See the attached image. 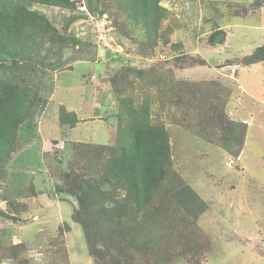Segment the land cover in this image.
Returning <instances> with one entry per match:
<instances>
[{"label": "rangeland", "instance_id": "rangeland-1", "mask_svg": "<svg viewBox=\"0 0 264 264\" xmlns=\"http://www.w3.org/2000/svg\"><path fill=\"white\" fill-rule=\"evenodd\" d=\"M83 1L91 12L88 0ZM202 1L163 3L174 18L163 23L162 39L152 48L147 45L148 30L145 26L134 28L120 0H90L95 9L111 14L117 22L123 47L112 51H120L118 57L107 53L104 45L98 46L90 17L65 31L63 25L71 11L27 3L28 9L44 14L69 41L58 44L45 38V46L31 62L41 66L46 62L49 68L43 71L38 67L29 73L17 70L15 74L35 103L32 116L19 131L12 162L0 168V208L17 219L0 216L4 244L0 246V264L16 263L8 249L11 245L24 246L25 252L17 257L22 264L104 263L94 253L103 250V244L96 238L91 250L83 216L79 215L82 210L64 177L85 176L91 170L86 154L73 150L72 144L104 143L97 132L102 128L116 131L118 115L113 116V112L126 98L137 99L136 106L143 98L149 99L151 124L164 125L168 131L172 165L165 186L174 189L181 181L207 205L198 219L185 222L187 229L178 226L184 220L179 223L180 216L174 210H168L167 215L172 218L174 214L175 219L159 226L136 221L139 243L146 238L155 247H170L175 260L172 264H264V61L240 70L245 68V58L264 45V0H211L212 8L228 15L229 21H219V28L206 23L215 13L204 9ZM3 2L0 8L4 10L20 3ZM229 23L238 26L228 41L225 30ZM238 27L243 32L233 36ZM166 42L169 46L182 44L183 52L169 50ZM219 55L220 60L212 64ZM203 57L213 68L204 66L203 61H207ZM77 62L83 65L77 68ZM225 64L240 66L231 69L237 70L235 78L222 71ZM73 70L76 72L71 74ZM140 70L145 72L143 76L138 75ZM217 70L221 75L214 77ZM76 74L80 81L75 86ZM179 96L184 99L180 101ZM63 107L78 115L81 122L75 128L60 125ZM221 112L231 122L247 124L245 143L237 158L222 147L220 125H208L209 118L220 121ZM57 155H61L59 161ZM163 212L166 214L165 209ZM167 239L173 240L170 245ZM174 239L185 241L179 244L181 240L177 243ZM110 250L109 254L119 256L121 262L128 258L130 263L154 264L157 257L152 251L147 256L135 251L131 256L132 250L124 246L116 252L112 247Z\"/></svg>", "mask_w": 264, "mask_h": 264}, {"label": "trees", "instance_id": "trees-1", "mask_svg": "<svg viewBox=\"0 0 264 264\" xmlns=\"http://www.w3.org/2000/svg\"><path fill=\"white\" fill-rule=\"evenodd\" d=\"M3 1L0 0L2 3L0 6L4 4ZM18 1L20 3L12 6L13 8L9 7L5 10L0 8V168L12 162L11 155L18 141L19 131L23 123L32 116L30 112L35 103L33 95H28L27 87L17 82L15 75L17 70L28 73L31 69V71H37L39 68L43 71L47 70L49 67L46 62L44 66H41L39 62L34 65L31 62L40 52L39 48L45 46V38H50L58 44L69 41V37L59 34L44 14L28 9L27 3L71 11L72 14L63 25L65 31L78 20L88 18V15L77 14L78 3L82 0ZM89 1L87 2L91 12L97 16L106 13L95 9ZM163 1L165 0H120L119 2L136 30L144 26L148 30L147 45L152 48L159 45V40L162 39L160 33H162L163 23L174 18L171 11L162 5ZM210 2L212 1H202L204 9L207 8L215 13L214 17L206 23L219 28L218 22L222 19L229 21L228 15L223 14L219 8H212ZM109 17L117 32L118 43L123 45L117 30V22L111 14ZM169 25L172 26V24ZM145 28L144 35L147 33ZM39 40L42 41L38 43ZM166 43L169 50L180 54L183 52L182 44L176 43L169 46L168 42ZM263 61L264 45L256 48L250 56L245 58L244 64L252 66ZM203 62L206 65L205 61ZM144 74V71L138 72L139 76ZM183 99L179 96L180 101ZM134 101L126 98L117 108V112H113V116L118 115L116 131L111 133V131L107 132L106 128H102L97 132V136L104 139V143L78 141L72 144L73 150L85 153L89 164L93 166L85 176L81 173L73 174V176L67 174L64 178L67 186L70 187L69 193L76 197L83 212L79 211V215L83 216L81 222L86 230L91 250H94L92 241L96 238L103 244V250L94 252L97 253L96 256H101L105 260L100 264H136L130 263L128 258H126L127 261L121 262L119 256L109 254L110 247L116 252L120 246L132 250L131 256L135 251L146 256L152 251L157 255L154 264H172L175 260L170 247L163 249L155 247L146 238L139 243L140 230L135 222L149 221L159 226L169 221L170 217L167 214L170 210H174L180 216L179 223L184 220L178 226L187 229L185 222L189 219H198L207 205L191 186L181 181L174 189L165 186L168 183L167 175L172 165L170 136L164 125L151 124L149 99L143 98L139 106H136ZM217 108L219 109V106ZM97 111L101 113L100 110ZM207 114L209 116V112ZM80 122L74 111L69 112L63 107L60 125L75 128ZM208 122L209 126L212 125L211 122L217 125L216 128L220 125L222 147L234 157H239L247 135V124L231 122L224 113L220 121L216 122L215 119L209 118ZM107 134H109L108 139ZM60 153L55 151V154ZM60 156L57 155L56 160L59 161ZM98 164H101L99 170H97ZM106 186H109V189H105ZM99 203H102V207H96ZM107 203H113L114 206L106 207ZM164 209L166 214L163 212ZM0 216L3 219L17 221L15 217L2 212L1 208ZM171 216V220L175 219L174 214ZM182 234V231H179L180 238ZM1 237L0 231V246L4 245ZM174 240L178 243L181 239ZM171 241L173 240L167 239L165 242L170 245ZM183 241L185 240H181L179 244ZM188 243L191 244L190 241ZM175 246L179 248V245ZM8 249L16 260L15 264H22V260L17 257L18 253L25 252L24 246L11 245Z\"/></svg>", "mask_w": 264, "mask_h": 264}, {"label": "built area", "instance_id": "built-area-1", "mask_svg": "<svg viewBox=\"0 0 264 264\" xmlns=\"http://www.w3.org/2000/svg\"><path fill=\"white\" fill-rule=\"evenodd\" d=\"M78 11L81 14L88 15V18L93 19L92 21V31L95 33V40L99 47L103 46V49L112 54H119V52H113L112 50L121 45L117 43L116 38L114 37L115 28L110 17L107 14L102 16H97L96 14H91L87 10V4L85 1L78 3ZM97 46V47H98ZM121 53V52H120Z\"/></svg>", "mask_w": 264, "mask_h": 264}, {"label": "crops", "instance_id": "crops-1", "mask_svg": "<svg viewBox=\"0 0 264 264\" xmlns=\"http://www.w3.org/2000/svg\"><path fill=\"white\" fill-rule=\"evenodd\" d=\"M163 3H167V4H169V0H165V1H163ZM163 3H162V5H163ZM236 26H238V24H236V23H234V24H231V23H229L228 25H227V29L225 30V32H226V35H227V38L226 39H228V41H229V39H232V30L236 27ZM228 28H230V30L228 29ZM238 28H240L238 31H237V33H234L233 34V36H236V35H239V34H241L242 32H243V30H242V28L241 27H238ZM251 28H254V30L256 31L257 29V27H251ZM250 28V29H251ZM230 32V34L228 35L227 33H229ZM238 45V44H237ZM230 46H233L232 44L230 45ZM240 46H242L241 45V43H240ZM230 49H232V47H230ZM233 50H235V51H240V50H236V48H234ZM225 52L222 54V57H224L225 58V54H226V49L224 50ZM241 52H244V50H241ZM251 54V53H250ZM250 54H247V55H250ZM242 55L244 56V54L242 53ZM221 55H219V56H215L214 58H213V62H211L212 64H216L219 60H220V57ZM203 59L204 60H206L207 61V66L206 65H204V66H206V67H211L212 65L209 63V61L207 60V59H205L204 57H203ZM86 63H88V62H86ZM258 64V63H257ZM83 65V62H77V68L79 67V66H82ZM234 66V65H233ZM255 66V64L254 65H252V66H245V68H243V67H240L239 65H235V67H232V66H228V65H223V67H221L223 70V72H225V73H229V75H231L232 74V76H234L233 78H235V76H236V72H237V70L235 71V70H231V69H237L238 67H240V70L242 71L243 69H246V70H248V69H250V68H252V67H254ZM212 68H213V66H212ZM75 70H76V68H75ZM75 70H73L72 72H71V74H74L76 71ZM235 71V72H234ZM240 71V72H241ZM98 71L96 70V72L95 73H97ZM214 77H216V75L217 76H220L221 74H220V71L219 70H217L216 72H214ZM226 75V74H225ZM223 77H225V76H223ZM74 79H75V83L73 84V85H75L76 86V84H77V82L79 83V81H80V78H79V74H76L75 76H74ZM248 90H250V88L249 89H247V91ZM69 112H72V111H69ZM79 111H77V113H78Z\"/></svg>", "mask_w": 264, "mask_h": 264}, {"label": "clouds", "instance_id": "clouds-1", "mask_svg": "<svg viewBox=\"0 0 264 264\" xmlns=\"http://www.w3.org/2000/svg\"><path fill=\"white\" fill-rule=\"evenodd\" d=\"M91 14H95V13H93V12H90ZM114 37L116 38V41H117V43H118V40H117V32H116V30L114 31ZM119 44V43H118ZM121 45V44H120ZM122 47H123V45H121ZM107 52V51H106ZM119 56H121L120 54H118ZM26 122V121H25ZM24 122V123H25ZM23 123V124H24ZM2 229L0 228V231H1Z\"/></svg>", "mask_w": 264, "mask_h": 264}]
</instances>
